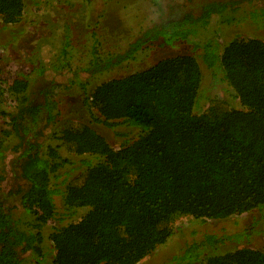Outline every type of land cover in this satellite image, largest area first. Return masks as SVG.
I'll return each mask as SVG.
<instances>
[{
    "label": "trees",
    "instance_id": "16d2710c",
    "mask_svg": "<svg viewBox=\"0 0 264 264\" xmlns=\"http://www.w3.org/2000/svg\"><path fill=\"white\" fill-rule=\"evenodd\" d=\"M217 6L204 7L203 26L227 5ZM23 8V0H0V24H17ZM194 23L185 15L140 28L123 53L80 69L71 66L66 43L48 67L0 76V94L15 95L10 104L0 102V118L10 121L9 131L0 132V155L5 140L15 137L11 151L26 184L11 193L17 205L0 202V264H138L167 242L181 218L219 221L252 210L264 215V40L235 36L217 54V37L194 43ZM155 46L191 47V53L91 85L90 78ZM199 50L244 110L214 99L195 113ZM37 83L45 86L36 91ZM72 88L105 127L128 125L137 138L114 148L72 120L51 131L58 94ZM79 210L85 213L75 221ZM216 248L217 237L209 235L161 264H264V250L217 254Z\"/></svg>",
    "mask_w": 264,
    "mask_h": 264
},
{
    "label": "rangeland",
    "instance_id": "374dc122",
    "mask_svg": "<svg viewBox=\"0 0 264 264\" xmlns=\"http://www.w3.org/2000/svg\"><path fill=\"white\" fill-rule=\"evenodd\" d=\"M212 3L227 6L217 8V20L203 26L198 18L204 7ZM23 4V16L17 24H0V76L22 75L33 67L46 68L66 43L70 57L72 56L71 66L74 69L84 68L92 60L100 61L123 53L139 36L140 28L160 21L181 20L185 15H190L195 21L190 34L194 43L202 45L217 37V54L235 36L264 40V10H260L264 8V0H23ZM185 53L190 54L191 47L186 51L184 46L142 49L131 59L116 64L89 80L91 85H96L121 78L146 69L163 58ZM194 54L202 72L201 91L195 113L205 112L214 99L244 110L234 98V92L222 81L221 74L217 73L215 78L212 76L203 61L202 52L199 50ZM44 86L45 83H37L34 88L39 91ZM14 99L13 93L2 89L0 102L10 104ZM81 99L76 88L58 94L57 116L51 131L59 129L65 121L72 120L92 127L114 148H117L119 142L137 138L138 131L128 125L105 127L101 123V116L95 110L85 108ZM9 129V119L0 118V132ZM15 140L13 136L8 137L5 140L7 146L1 150L0 155V202L11 205L18 204V196L11 193L26 186L19 179L16 154L11 151ZM50 144L58 143L50 139ZM61 151L60 147L59 154H64ZM57 205L61 206L60 199ZM84 213L85 210H79L75 221ZM48 231L49 228L44 227V237ZM171 231L167 242L138 264L164 263L173 255L179 254L186 245L203 240L209 235L217 237V248L214 249L217 254L242 247L264 250V215L258 210L219 221L184 217L173 223Z\"/></svg>",
    "mask_w": 264,
    "mask_h": 264
}]
</instances>
